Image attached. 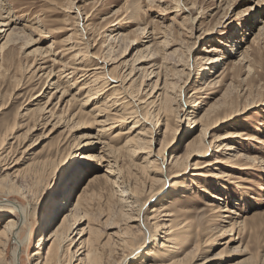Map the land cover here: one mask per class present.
Listing matches in <instances>:
<instances>
[{"label": "rangeland", "instance_id": "rangeland-1", "mask_svg": "<svg viewBox=\"0 0 264 264\" xmlns=\"http://www.w3.org/2000/svg\"><path fill=\"white\" fill-rule=\"evenodd\" d=\"M3 4L10 11V18L15 20L10 26L15 25L21 28L27 36L26 39H19L16 44L14 43L11 46L13 50H10L9 54L5 55V51L0 52V133L7 124L13 122L17 124L13 130L7 132L4 140L0 141V176L8 173L18 189L28 195L24 199L19 192L11 191V196H9L21 201V204L25 205L28 210L22 234L24 245L18 251V258L21 261L19 264H32L33 262L32 254L35 251L37 238L41 236L40 226L37 224L41 213L49 210L48 207L54 203L55 199L62 198L61 191L67 193L69 190L70 192L71 186L74 185L75 190L70 196V202L73 201L74 194L81 190L88 176L95 171L109 177L106 183L105 179H100L99 184L96 183L94 186V188L98 185L103 187L101 195L96 196L92 202L97 211L95 213L98 214L100 210H110L111 214L118 215V208L121 204L117 203L116 195L112 193V189L118 188L121 191L118 190L117 194H122L120 198L131 206L125 209H137L141 202L144 203L140 213L141 221L144 220V223L148 210L157 203L167 205V209L162 213L168 211L173 214L178 212V208H183L194 222L195 227L186 247H192L197 239L212 234L211 245L196 253L192 260L194 263H199L207 256L224 248L223 259L217 264H261L264 260V163L262 164L259 159L260 157L264 159V151H261L259 144L253 141L256 140L255 137L264 141V32L251 46L248 62L243 61L233 66L231 71L223 69L221 64L225 60L219 66L207 62L210 57L221 56L220 52H211V47L222 49L221 52L224 51L223 53L228 57V44L232 39L244 38V42L240 43L242 46L240 51L249 44V38L261 24L259 20L264 19V1L4 0ZM194 17H197L196 24H193L192 18ZM153 27L155 30L151 34ZM6 29L7 26L0 27L2 30L0 34L2 32L4 34ZM119 32L125 34L126 37L113 39L112 35ZM3 40L4 38L1 37L0 43ZM26 40H29V43L23 45ZM64 40H68L70 44L75 42L88 44L90 47L87 51L98 54L108 61V69L111 70L116 66L112 71L115 74L121 72L125 75L129 69L138 68V71L133 70L131 73L132 87L140 88L141 93L138 97L143 100L148 99L149 101L153 98H147V95L152 91L154 84H156L155 89L151 95L155 96L163 91L161 87L165 79L172 83L167 88L172 96L175 95L173 99L175 102L172 101L171 107L179 106L180 111L175 113L171 110L167 115L154 117L153 123H157L156 131L149 130L146 135H140V137L151 139L149 146L140 150L138 148L140 144H137V155L131 158L141 163L146 168L145 170L140 171L138 168V170H130L127 165L131 159L128 157H124L117 164L111 161L110 166L112 167L105 166V162L99 165L83 157L90 153H98L99 149L93 152L85 150L81 154L78 151L75 155L72 153L69 146L71 141L82 133L91 131L94 127L90 125L81 127L82 124L75 122L76 120L67 121V113L71 110L75 111L78 107L77 103L69 107L64 106L65 100L70 95H67L63 101H58L61 92L56 91L57 87L53 82L55 77L60 75L61 71L58 70L64 68L60 64L70 65L67 55L61 57L63 53L60 51V46ZM153 41H159V43H153ZM82 46L84 45L82 44L79 48ZM35 48L39 50L34 53L32 50ZM46 52L48 55L42 57ZM85 58L88 57L85 56ZM233 58L236 59L238 56L234 54L230 59ZM78 59L76 62L82 58L78 57ZM32 60L42 63L33 64L28 68ZM246 64L251 67L247 69ZM39 65L43 67L41 71H39ZM144 70L147 72L143 73ZM151 71L155 73L149 74ZM4 72H7L9 76H16V79L5 81L1 77ZM157 77L158 80H156ZM212 80L216 82L212 84ZM59 83L60 87L65 86V83ZM75 90L76 88L73 87L68 89V92L71 94ZM195 90L199 92L193 93ZM53 92L56 97L52 96L47 105L49 108L53 105L54 111L64 106L67 113L61 115V118L55 114L47 124H44L43 120L39 121L40 123L34 122L33 118L30 120V116L25 113L42 106ZM224 94H226L225 98ZM108 95L106 92L101 99ZM199 95L205 97L201 98L202 103H197L198 100L200 101V97L199 99L197 97ZM81 97L82 95L79 99ZM218 98H224L230 102L221 113L231 116L204 132L206 153L194 154V151L186 157V151H189V148L185 147V144L191 137L201 135L202 128L200 124L193 127L194 123L192 124L191 121L200 116L204 108ZM94 104L88 101L83 109L90 110ZM194 104L197 105L194 106ZM192 110L195 111L194 116L191 114ZM101 116L103 115H98V118L104 119ZM165 118L168 119L170 125L178 129L177 133H173V139L166 142L167 145L170 142L168 148L172 147L170 154L182 156L183 165L185 163L186 167L169 164L170 157L168 156L165 159L162 174L160 158L163 151L159 148ZM132 122L133 120H126L119 127L112 129L110 131L112 133L108 136L117 130L128 128ZM33 124L34 127L29 128ZM141 127L142 125H139L129 135L138 130L144 131L140 129ZM229 128L244 130L248 135L255 136L251 140H246L241 146H237L244 153L257 154L255 161L234 160L235 150H224L222 148L224 143L217 146L213 142V136ZM108 136L104 138L107 139ZM209 142L213 143L208 145ZM229 157L233 161L227 160ZM223 158L226 160L223 161ZM148 160H152L153 164H150ZM72 161H74V166L71 165ZM234 163L240 165L232 167L235 166ZM79 166H83L82 169L86 172L78 178L75 177L76 174L74 175L73 171ZM241 166H247V168L240 169ZM107 168H112L116 172L115 176L108 173ZM201 171L205 173L203 176L199 175ZM220 171H229L232 176L219 174ZM208 174L214 175L208 177ZM216 174L220 176H215ZM156 178L158 181H155ZM112 181H115L114 185ZM202 188L207 189L209 193ZM212 192L221 197V200L213 199ZM6 193L5 190L0 191V200L9 198ZM242 193L243 197H241ZM70 202L67 203L68 206ZM208 203H213V206L218 207L212 208L207 205ZM225 206L233 212L227 211L222 216L212 213ZM8 210L0 206V222L12 214ZM134 211L130 213L136 216ZM208 218H211L210 223L207 222ZM243 219L245 229L242 231L238 228L232 235L238 238L236 244L243 243L247 248L246 252L240 253L234 251L233 245L235 244L226 247L220 244L217 240L219 234L217 231L227 226L228 222ZM85 225L86 222L81 227ZM111 231L116 230L110 228L107 232ZM148 231L154 239H149L147 234L148 240L146 239L144 243L139 239L141 235H137L136 240L139 239L138 242L141 244L140 250L128 255L123 260L124 264L137 262L147 250L151 249H154L155 255H149V259L146 258L145 262L154 257H161L157 253L158 241L161 239L154 235L155 231L150 223ZM43 234L48 235L49 231L45 230ZM11 242V245L15 246L14 240ZM73 244L72 249L75 248ZM182 244L185 246L184 242ZM120 252L117 250L109 254L104 264H115L121 261L122 252ZM10 254L11 249L8 251L6 264H11Z\"/></svg>", "mask_w": 264, "mask_h": 264}, {"label": "bare ground", "instance_id": "bare-ground-1", "mask_svg": "<svg viewBox=\"0 0 264 264\" xmlns=\"http://www.w3.org/2000/svg\"><path fill=\"white\" fill-rule=\"evenodd\" d=\"M3 1L4 0H0V27L7 26L6 31L8 32L5 31L4 34H2L3 32L0 34V38H4V40L0 43V52L5 51V55H7L9 54L10 50H13L11 46L14 43L16 44L19 39H26L27 36L21 28L16 27L15 25L10 26L15 20L10 18V11L7 7L4 6L5 4H3ZM4 13L5 15H3ZM196 18L197 17L192 18L193 24H196ZM259 23L261 24L257 26V31L253 33V35L249 38V44L246 45L244 49L240 51V47H242L240 43H242V41L244 42V38H240L239 40L230 39V42L227 41L229 42V49L227 52L228 57L225 56V54L223 53L224 51L221 52L222 49L218 47H211V52H220L221 54L219 55L221 56H217L214 58L210 57L208 58L207 63H214L215 65L219 66L221 62L225 60L221 65L224 70H228L229 72L231 71L233 66L239 65L243 61L248 62V58L250 55L249 50H251V46L257 42L259 36L262 34V32H264V19H260ZM154 30L155 27L151 29L150 33L153 34ZM1 31L2 30H0V32ZM112 37L113 39H116L117 37L121 39L123 37H126V35L119 32L113 34ZM235 40L236 43L234 44ZM28 43L29 40H26L23 45H27ZM153 43H159V41H153ZM82 44L84 46L79 48ZM89 47L90 46L88 44L86 45L85 43L81 42L70 44L68 40H64L60 46V51L63 53H60L62 55L61 57H64L63 55H67V58L70 61V65L64 66L60 64L61 67L64 68L62 69L60 67L61 69L58 70L61 71L60 75H57L55 77V81L53 83L56 84V91L61 92L58 101H63L67 95H70V97L65 100L64 106L69 107L71 104L77 103L78 107L76 108V110H71L67 113V109L64 106L57 111H54L55 108L53 105L49 108V105H47L49 99L52 96L56 97V94L53 92L48 96L47 100L44 101L45 103L42 106L37 107L36 110L30 109L25 114L30 116V120L33 118L34 122L40 123L39 121L43 120V123L47 124L49 119L53 118L55 114H57L58 118H61V115L67 113V121L76 120L75 122L82 124L80 125L81 127H88V125L94 127L91 131H86L81 135L75 137L69 145L70 149L73 151L72 153H74V155L78 151L80 152L79 154H81L85 150L93 152L96 151V149H99L98 153H90L88 155L82 156L91 160L93 163H98L99 165H101L103 162H105V166L112 167L110 166L111 161L114 164H117L120 160L124 159V157H128L129 159L135 157L137 155V144H140L138 147L140 150H144L149 146V142L151 141V139L140 137V135H146V132H148L149 130L156 131L155 128L157 126V123H153L154 117L167 115L168 111L171 110L175 113H178V111H180V107H171V103H173L172 101H174L173 99H175V95L172 96L171 91L167 89L168 86L170 87L172 85L170 81L168 82L165 79L161 87L163 91L159 92L155 96L153 94L151 95V93L155 89L156 84H154L152 86V91L147 95V98H153L149 101L148 99L143 100L142 98L138 97L139 93H141L140 88L132 87L133 79L131 78V73L133 72V70L138 71V68L135 67L129 69L128 73L125 75L121 72L115 74V72L112 71H114L113 69L116 66L111 70L108 69V61L103 59V57L99 56L98 54L89 53L90 51H87ZM38 50V48H35L32 51H34L35 53ZM234 54L237 55L238 58L230 59V57H232ZM47 55L48 52H46L42 57H45ZM85 56H87L88 58H85ZM78 57L82 59L76 62ZM41 63L42 62L37 63L36 60H32L31 63L28 64V68L33 66V64L36 65ZM41 66L39 65L38 67L39 71L43 69V67ZM250 67L249 65H247V69H249ZM144 72L147 71L144 70L143 73ZM152 73L155 72L151 71L149 74ZM77 74L78 76H76ZM1 77L5 81L16 79V76H9L7 72H4ZM156 80H158V77L156 78ZM59 82L65 83V86L60 87L61 84ZM215 82L216 81H213L212 84ZM73 87H75L76 90L73 93L69 94L70 92H68V89ZM106 92H108L109 95L106 98L101 99L105 96ZM197 92L199 91L195 90L193 93ZM80 95H82L81 99H79ZM225 96L226 94H224L223 97L225 98ZM197 97L198 99L200 97V101L198 100L197 103H202L201 98H205L204 95H199ZM224 98H218L214 103L209 104L206 108H204L200 116L196 115L197 117L191 121L192 124L194 123L193 127L200 124L202 128L201 135L197 134L191 137L190 140L185 144V147L189 148V151H186V157H188V154L194 151V154L198 152V154L206 153L207 151L205 150L207 146L203 137L204 132H206V130L208 129L214 128L220 122H223L226 118L231 116H226L221 113L222 111H224L225 106L230 103ZM79 100H81V102ZM88 101L94 102L95 104L92 105L90 110L85 111L83 107L88 104ZM196 105L197 104H194V106ZM196 109H199V107H196ZM194 112L195 111L192 110L191 114H193V116ZM98 115H103L101 117H104V119L98 118ZM129 119L133 120V122L129 124L128 128H125L124 130H117L115 133L108 136V134L112 133L110 132L112 131V129L119 127ZM187 119L189 120V118ZM34 124L32 126H29V128L34 127ZM16 125L17 124H15V122L7 124L0 133V141L4 140V138L7 136V132L9 130H13ZM139 125H142L140 129H144V131L138 130L134 134L129 135L133 133L135 129L139 127ZM177 131V127L174 125H170L168 119L165 118L163 137L159 148L163 151V155L160 158V167L162 168V174L163 165L165 163L166 157L168 156L170 157L169 164L171 163L176 167H182L183 165V157L180 155L170 154V149L172 148H168L170 142L168 145L166 144L167 140L173 139V133H177ZM169 135L170 137H168ZM104 136H108L107 139L104 138ZM254 137L255 136L253 135H248L244 130L229 128L224 132L213 136V142L216 143L217 146L224 143V146L222 147L224 150H235V154L233 155L234 160L238 159L239 161L245 159L255 161L258 157L257 154L250 155L247 152L244 153L241 148V150H239L237 147L241 146L242 143L244 144L246 140H251ZM123 138L125 139L123 140ZM255 138L256 140H254L253 142L259 144V148L261 149V151H264V141L259 137ZM211 143L209 142L208 145H210ZM155 156H158V154H155ZM225 160L226 159L223 158V161ZM227 160L233 161V159H231L230 157L227 158ZM259 160L260 162H262V164L264 163V159H261V157ZM81 162L84 161L81 160ZM149 162L150 164H153L152 160H150ZM71 163V165L74 166V161H72ZM234 165L235 166L232 167H238V165L240 164L234 163ZM183 166L186 167L185 163ZM127 167H129L130 170L139 169L140 171H142L146 169L141 163H137L133 161V159L130 160V163L127 165ZM82 168L83 166H79L73 171V174H76L75 177L79 178V176H83L86 171ZM245 168H247V166L240 169ZM120 169H122L121 165ZM106 171L115 176L116 172L112 170V168ZM243 171L246 172L245 170ZM225 172L220 171L219 174L228 175L229 177L232 176L229 171H227L226 173ZM129 173L132 175L130 171ZM204 174L205 173L202 171L199 172V175L203 176ZM213 175L214 174H208L207 176L212 177ZM9 176L10 175L8 173L0 176V191L5 190L7 192V197L11 196V191H17L24 199L27 198L28 195L24 191L19 190L15 181L12 180ZM117 176L120 175L117 174ZM215 176L220 175L216 174ZM100 179H105V183L109 181L108 175L104 173L100 174L98 173V171L92 172V174L88 176L87 181L83 185L81 190L77 191L74 194L73 201L70 202V196L75 190L74 185L71 186L70 192L68 190V194L61 191L62 198L55 199L53 201L54 203H52L51 206L48 207L49 210H45L41 213L40 217L37 219V224H39L41 230V236L37 238L35 251L32 254V264H104V262L106 261L105 259L108 258V255L115 253V251L117 250H120L122 252H120L121 261L119 260L115 264H124L123 260L128 255L135 254L138 252V250H140L141 244L138 242L139 239H141L144 243L148 240V235L149 239H154L148 231L149 223L155 231L154 235L161 239L160 241H158L157 245V253L160 254L161 257H154L151 258V260L145 262L144 260L148 258L149 255H155L154 249H151L150 251L147 250L142 255L141 259H138L137 262H132L131 264H217L218 261L223 259L224 248L216 253L207 256L203 261H199V263H194L192 261L198 251L202 250L206 246L211 245L212 234L204 236V238L202 239H197L192 247H186V245H188V242L190 241L192 231L195 227L193 225L194 222L191 220L190 216H188V214L184 212L183 208H178V212L173 214L169 213L168 211L162 213V211L167 209V205L165 206V204L157 203L155 206H152L150 210H148V214L146 215L144 223V220L141 221L140 217L141 207L144 205V203L141 202V204L139 205L140 207L137 209H125L128 207L130 208L131 206L125 200L123 201V198H120V195L122 194H117V191L121 190L117 188L112 189V193L113 195H116L115 198L117 200V203L119 202L121 204L120 208H118V215L111 214L110 210H100L98 214L95 213L97 211L94 208L92 202L96 196L101 195L103 187L98 185L97 188H94V186L96 183L99 184ZM155 181H158V179L156 178ZM112 183V185H114L115 181H112ZM239 188L241 189V187ZM202 190L209 193L207 189L202 188ZM241 195V197H243L244 194L242 193ZM211 197H213V199L217 201L221 200V197L213 194V192L211 193ZM68 202L71 203H69V206L67 205ZM207 205L212 206V208L218 207L213 206V203H208ZM0 206H4L5 208H7V210L9 209V212L11 211L12 213L11 215L5 217L3 222H0V264H6L8 251L10 249V255L12 258L11 264H19L21 261L18 258V251L22 249L24 245V235L22 236V234L24 230V224L26 223V218L28 215V210L25 205L23 206L21 204V201H18V199L15 200L10 197L1 199ZM132 211L136 212V216L133 215L134 213L131 214ZM227 211L233 212L232 209L225 206L221 210L217 209L212 211V213H217V216H222L224 215L223 213ZM244 218H246V216ZM84 222H86V225L84 227H81ZM207 222L210 223L211 218H208ZM110 228H115L116 231L107 232ZM238 228H240L242 231L245 229L244 219L242 221L234 220L228 222L227 226L220 228L217 231L219 232L217 240H219V243L223 244L225 247L235 244L233 245L234 251L243 253L247 251L246 246H244L245 244L243 245V243L240 242L236 244L238 238L232 236ZM45 230L49 231L48 235L43 234ZM84 235L86 236L83 237ZM137 235H141V237L136 240ZM12 240H14L15 246L11 245ZM183 242L185 246H183ZM72 244L73 247H75L74 249L71 248ZM161 250L162 252H159ZM261 264H264V260H262Z\"/></svg>", "mask_w": 264, "mask_h": 264}]
</instances>
